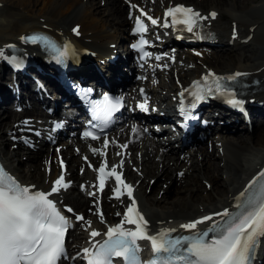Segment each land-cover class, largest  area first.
I'll return each mask as SVG.
<instances>
[{
	"label": "bare ground",
	"instance_id": "bare-ground-1",
	"mask_svg": "<svg viewBox=\"0 0 264 264\" xmlns=\"http://www.w3.org/2000/svg\"><path fill=\"white\" fill-rule=\"evenodd\" d=\"M204 3L203 0H156V4H151L148 0H0V51L4 52V56L0 57V76L4 70H9L3 64L5 56L10 54L7 46L15 44L21 47V37L31 31L40 30L57 38L65 37L76 48L88 50L96 63L98 58L95 51H105L110 55L117 49L111 46L118 45L119 40L125 39L128 43L136 41L129 35L132 24L128 15L132 10L137 14V6L145 7L152 14L161 15V8L185 4L193 7L202 17H208L202 19L201 26L205 31L214 32L216 39L197 46V49L202 50H186L185 53L175 44V63L170 64L166 60L159 62L161 66H167V70H144L141 75L148 76L149 81H135L134 86L127 90H123L126 86L124 81H115L117 94H126L128 105L133 96H140V89L147 96H151L154 103L172 100L180 90L179 85H187L210 70L223 76L237 72L245 74L238 78H243L248 83H252L253 79L260 81L259 86L247 90L249 96L257 98L256 102L246 99L244 107L248 119L236 112L227 111L226 115L239 120V124L222 125L220 122L225 116L220 113V103L217 98L210 99V104L218 105V111L211 112V117L209 110L203 109V118L210 122V128L202 131L205 136L203 143L197 141L194 135L190 138L189 145L181 142L163 144L159 140L150 139L146 134V128L155 134L151 123L138 120L115 129L109 138H106L108 144L105 147V139L99 143L82 140L79 137L81 129L75 128L69 122H66L65 134L56 133L55 123L66 120L64 113L67 105L63 103L59 108H53L52 113L42 106L30 107L25 98L27 91L21 87L19 99L11 101V90L6 88L11 79L9 80L7 74L0 78V158L5 161L13 176L33 192H50L53 182L63 174L64 181L68 182L70 187L66 191L61 188L60 194L54 197L62 208L74 210L73 219H76L77 215L85 217L84 222L76 225L80 233L78 235V232H73V241L68 246L69 252L78 253L87 247L89 242L93 241L89 235L92 230L102 234L94 238L101 241L108 228L122 220L124 204L111 200L108 192L102 196L97 193L96 169L100 166V152L108 151L110 166L120 165L127 184L132 185L133 198L139 212L148 221L147 228L157 234L171 229H175L176 233L190 231L180 225L206 215H212L213 221L220 219V216L214 214L234 208L240 193L244 192L254 175L264 167V106H250V103H264V0H204ZM133 5L135 7H132ZM212 12L216 13L214 19L209 15ZM77 26L80 27V38H76L73 31ZM233 35H236L235 38ZM210 47L213 50H224L221 55L204 50ZM170 49L168 47L162 53H170ZM226 50L228 52L224 54ZM123 51L132 53L127 44L124 45ZM235 51L236 53H233ZM78 52L79 49L73 54L75 62L79 61ZM114 57H117V60L110 64L106 79L100 78L102 82L112 80L115 73L117 75L114 78L120 79L118 70L114 68L125 66L128 57L121 59L116 54L112 59ZM152 66L157 67L155 64ZM28 72L31 77L35 75L34 69ZM81 72L83 75L87 72L94 75L91 70L84 72L83 67ZM40 82L45 84L43 80ZM159 90L161 94L158 93ZM137 101L143 102L145 99L138 98ZM19 105L25 107L21 113L17 111ZM214 112H218V115ZM128 117L132 119V116ZM24 118L31 119L30 128L23 126ZM11 120L14 122L11 123ZM248 121L249 125H246ZM9 123L10 126L2 130V127ZM133 128L136 129L135 132ZM234 130L235 133H231ZM240 130L244 136L235 135ZM35 131H38L40 136H36ZM196 131L201 130L196 127ZM220 131L224 134L218 133ZM215 135H220V139H214ZM25 136L35 139L34 147L25 144ZM118 143L126 147L120 149ZM205 143L206 149L198 147L192 156L188 148ZM210 143L212 154H209ZM75 146L80 148L79 154L75 152ZM18 149L22 151L21 154L16 152ZM91 149H97V152L93 153ZM58 150L68 162L65 172L60 169L58 163ZM182 153L185 154L184 157ZM85 157L89 160L88 163L83 161ZM20 160L24 163H20ZM25 162L29 164L28 170L25 169ZM88 164H92L94 169H89ZM198 164H201L200 168ZM179 172L183 173L182 177L178 176ZM94 183L96 189L92 188ZM202 183H209L208 187H203ZM83 184L85 190L81 188ZM180 184L183 187L178 188L171 196L172 188L175 189ZM150 185L151 192L147 190ZM160 192H163L161 199L158 198ZM124 200L126 203L131 202ZM213 221L198 225L197 231ZM88 222H91L90 225ZM81 260V257L76 258L73 263L80 264ZM256 264H264V237L256 256Z\"/></svg>",
	"mask_w": 264,
	"mask_h": 264
},
{
	"label": "snow or ice",
	"instance_id": "snow-or-ice-1",
	"mask_svg": "<svg viewBox=\"0 0 264 264\" xmlns=\"http://www.w3.org/2000/svg\"><path fill=\"white\" fill-rule=\"evenodd\" d=\"M132 7H135L133 5ZM141 15L146 16L141 10ZM215 18L216 13L209 14ZM165 17H171V25H182L184 30L193 33L198 27V22L208 17H202L190 7L178 5L169 7L165 12ZM151 24L158 23L157 19L148 16ZM167 21L164 27H168ZM79 34L78 29H73ZM136 33L143 34L147 31L144 21L136 17ZM199 38V35L197 33ZM22 40L32 43L42 42L47 47L58 52L57 62H63L72 52L70 45L65 44L62 49L58 48L56 43L48 37L42 35H32L30 37H21ZM147 41L141 39L139 44H133L132 47L143 52L144 57L151 53L144 52L143 46ZM4 52L0 51V57ZM161 59L160 56L156 57ZM245 75L235 73L228 77H219L209 72L201 81L193 84L191 95L196 102L203 101L208 94H217L224 98L226 103L233 107L242 108L244 101L237 98L232 86L225 81H236L237 77ZM209 81H211L209 83ZM203 84V87H201ZM87 90L85 95L90 94ZM143 94V90L141 89ZM183 92L181 96H183ZM93 112V119L98 122L101 130L107 127L112 121L113 116L123 107L122 97H110L103 95L100 100H90ZM195 107V103L192 105ZM139 107L147 111V104L142 103ZM182 114L187 115L186 110L181 106ZM97 125H92L96 127ZM56 127H60L59 124ZM136 129L133 128V132ZM39 135V133H37ZM84 138L93 140L99 139L93 131H85ZM105 147L108 140L104 141ZM126 147V145L122 146ZM93 153L97 149H91ZM119 155V154H118ZM85 159H87L85 157ZM123 162H121L122 166ZM63 166V161H61ZM98 180L100 190L103 191L105 179L114 177L117 188L113 189L116 198L119 199L123 193L120 186L126 190L127 196L131 201L127 206L124 218L121 223L110 226L106 237L102 241H95L94 238L101 236L99 231L92 230L89 235L93 238L90 247L82 249L78 256L86 261V264H114V259L119 258L123 264H144L140 259L139 240H149L152 251L156 258L151 259L147 264H251L254 250L259 244L260 238L264 237V172L253 179L244 192L240 193L241 202L236 205L238 209H243L235 214L227 209L223 212H217L214 215L225 218L223 222H213L212 226L204 231H197V226L208 221H213L212 215H206L200 219L193 220L180 227L185 230L193 231L190 236H183L176 239H167L171 231L165 230L159 236H150L147 234L148 221L138 211L136 201L133 198L132 185L124 183L121 174L113 166L110 171H105V165L102 164L98 169ZM69 187L65 183L64 176L61 174L54 182L50 192L35 191L29 187L21 186L11 175L0 167V264H58L61 258H66L64 247V237L67 229L70 227L69 221L57 209L56 204L49 197L57 193L61 188ZM256 188L255 193L250 190ZM95 195V193H90ZM67 212L72 213L73 209L67 208ZM119 215V213L117 214ZM78 221L84 220L82 215L75 217ZM103 222V215L100 216ZM91 222H88L90 225ZM124 224L134 225L135 228L124 227ZM209 233L215 235L209 239ZM184 245H187L185 248ZM75 259V258H73Z\"/></svg>",
	"mask_w": 264,
	"mask_h": 264
},
{
	"label": "rangeland",
	"instance_id": "rangeland-1",
	"mask_svg": "<svg viewBox=\"0 0 264 264\" xmlns=\"http://www.w3.org/2000/svg\"><path fill=\"white\" fill-rule=\"evenodd\" d=\"M222 2L223 1H225V0H221ZM182 2H183V0H182ZM203 3H204V0H203ZM204 5H206V3H204ZM115 32V31H114ZM234 36V38H235V36L236 35H233ZM174 48V47H173ZM198 47H193V48H191V50H202V49H197ZM218 48H216V50H217ZM184 50H188V49H184ZM191 50H189V51H191ZM204 50L205 51H207V52H209V53H212V52H214V53H216V54H218V55H221L222 54V51L224 50V49H218V52H216V50H213L212 49V47H210V48H204ZM182 52H186V51H182ZM226 52H228V50H226L225 52H224V54H226ZM237 52H238V50H237ZM233 53H236V51L235 52H233ZM170 87H172V84H170ZM25 119H27V118H24V120ZM11 123L12 122H14V121H10ZM22 122V120L20 121V123ZM23 123V122H22ZM8 126H10V123H9V125H7V126H5V127H2L3 129L2 130H4L6 127H8ZM260 129V127L258 128V130ZM242 130V129H241ZM239 131L238 133L240 134V135H238V133H236L235 135L236 136H244V133L242 132V131ZM257 131V130H256ZM222 131H220V132H218V133H220V134H224V133H221ZM251 132V131H250ZM231 133H235V130L233 131V132H231ZM217 134V133H216ZM218 136H220V135H218ZM218 136H216L215 135V137H214V139H217V140H219L220 138L218 137ZM31 141L33 140V139H30ZM48 145H50V144H48ZM211 145V143L208 145V146H210ZM212 146V145H211ZM211 146L209 147V154H212V152H213V150H212V148H211ZM198 147H200L201 149H206V147H207V143H205V144H197V145H194V146H191V147H189L188 149H190V151H191V154H192V156L194 155V153H195V150L198 148ZM75 148V147H74ZM210 149H211V151H210ZM187 150V149H186ZM194 150V151H193ZM16 152H18L19 154H21L22 153V151H19V149L16 151ZM76 152V151H75ZM211 152V153H210ZM77 154H79V153H77ZM182 155V157H184L185 156V154H181ZM189 155V154H188ZM81 155H79V157H80ZM140 157V156H139ZM54 160H55V157H54ZM83 161H84V158H83ZM211 161H213V158L211 159ZM56 162V161H55ZM20 163H24V162H22L21 160H20ZM44 164H45V161H44ZM172 165H173V163H171V166L170 167H172ZM24 166H25V169L26 170H28L27 169V167L29 166V164L27 163V162H25V164H24ZM89 166V165H88ZM87 166V167H88ZM200 166H201V164H198V167L200 168ZM89 169H90V167H88ZM182 175H183V173L182 172H179L178 173V176H180V177H182ZM179 177V178H180ZM192 178V177H191ZM194 178V177H193ZM192 178V179H193ZM199 178H200V175H199ZM154 182H156V180L154 181ZM186 183H184V185H185ZM207 184H209V183H207ZM207 184L205 185V184H203L202 183V186L203 187H206L207 186ZM84 185V184H83ZM96 184L94 183L93 184V186H95ZM200 185V184H199ZM182 186V184H180V185H178L175 189L174 188H172V194H170L171 196H173L174 194H175V192H176V190L178 189V188H182L181 187ZM210 186V185H209ZM81 187H83V186H81ZM152 186L150 185L149 187H148V189L147 190H149V192H151V188ZM208 187V186H207ZM96 188V186L95 187H93V189H95ZM147 194H149V193H147ZM73 196V195H72ZM162 196H163V192H160L159 193V195H158V198L159 199H161L162 198Z\"/></svg>",
	"mask_w": 264,
	"mask_h": 264
}]
</instances>
